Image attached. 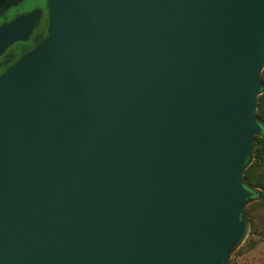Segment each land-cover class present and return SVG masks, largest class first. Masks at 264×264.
<instances>
[{"label": "water", "instance_id": "water-1", "mask_svg": "<svg viewBox=\"0 0 264 264\" xmlns=\"http://www.w3.org/2000/svg\"><path fill=\"white\" fill-rule=\"evenodd\" d=\"M46 9L0 74V264H229L264 196V0ZM33 22L0 26V56Z\"/></svg>", "mask_w": 264, "mask_h": 264}, {"label": "flooded vegetation", "instance_id": "flooded-vegetation-1", "mask_svg": "<svg viewBox=\"0 0 264 264\" xmlns=\"http://www.w3.org/2000/svg\"><path fill=\"white\" fill-rule=\"evenodd\" d=\"M46 6L47 0H0V26L20 16L32 15L34 18L28 39L15 42L0 56V74L46 38L48 25Z\"/></svg>", "mask_w": 264, "mask_h": 264}, {"label": "trees", "instance_id": "trees-1", "mask_svg": "<svg viewBox=\"0 0 264 264\" xmlns=\"http://www.w3.org/2000/svg\"><path fill=\"white\" fill-rule=\"evenodd\" d=\"M261 80L263 87L258 96L257 116L263 124L261 125V135L255 138L252 162L244 171V180L248 185L262 191L264 194V69L261 74ZM253 197L255 201L245 208V214H248L247 217L250 224L249 232H251L254 226V221L250 216L249 208L253 205L264 208V196L257 198V195L254 194ZM253 245L254 244L252 243V245L249 246L252 247Z\"/></svg>", "mask_w": 264, "mask_h": 264}, {"label": "rangeland", "instance_id": "rangeland-1", "mask_svg": "<svg viewBox=\"0 0 264 264\" xmlns=\"http://www.w3.org/2000/svg\"><path fill=\"white\" fill-rule=\"evenodd\" d=\"M249 213L254 221L253 229L244 243L230 255L229 264H264V208L253 205ZM252 243L254 245L250 247Z\"/></svg>", "mask_w": 264, "mask_h": 264}]
</instances>
